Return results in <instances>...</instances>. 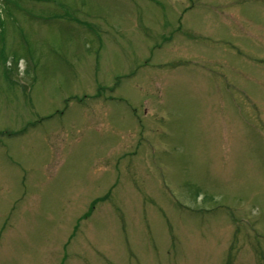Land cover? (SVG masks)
I'll use <instances>...</instances> for the list:
<instances>
[{"label":"rangeland","instance_id":"rangeland-1","mask_svg":"<svg viewBox=\"0 0 264 264\" xmlns=\"http://www.w3.org/2000/svg\"><path fill=\"white\" fill-rule=\"evenodd\" d=\"M0 264H264V0H0Z\"/></svg>","mask_w":264,"mask_h":264}]
</instances>
